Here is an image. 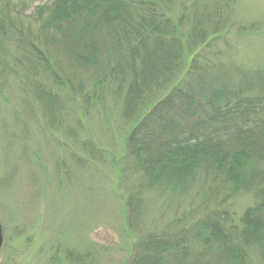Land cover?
<instances>
[{"label":"rangeland","instance_id":"1","mask_svg":"<svg viewBox=\"0 0 264 264\" xmlns=\"http://www.w3.org/2000/svg\"><path fill=\"white\" fill-rule=\"evenodd\" d=\"M52 1L0 0V264H137L140 242L153 235L174 247L157 252L153 264H238L218 243L204 249L199 221L228 212L226 232L240 231L259 203L255 189L234 194L205 171L152 182L128 148L137 120L123 118L122 94L109 83L94 85L98 73L72 61L67 39L32 18ZM170 4V15L183 19L184 42L197 25L211 41L199 59L217 67L208 88L264 77V0ZM24 36L54 67L57 83L38 63L28 72L30 56L19 47ZM109 47L103 63L113 56ZM256 139L264 146L263 137ZM131 197L140 207L133 217ZM238 239L229 244L240 247L241 264H264V243L245 247Z\"/></svg>","mask_w":264,"mask_h":264},{"label":"trees","instance_id":"2","mask_svg":"<svg viewBox=\"0 0 264 264\" xmlns=\"http://www.w3.org/2000/svg\"><path fill=\"white\" fill-rule=\"evenodd\" d=\"M170 1L53 0L37 8L32 18L45 20L43 25L67 39L72 61L98 73L94 85L109 83L122 94L123 118L137 120L128 148L152 182L162 177L185 180L205 171L234 194L255 189L259 203L245 213L240 231L230 226L226 232L228 212L225 217L210 213L209 219L199 221V235H207L204 249L218 243L227 258L241 264L240 247L229 244L233 235L238 234L245 247L264 243V146L256 139L264 138V77L258 76L256 84L243 80L236 86L208 88L207 78L217 67L202 65L199 59L211 41L197 25L184 42L179 35L183 19L170 15ZM27 37L19 47L30 56L28 72L38 63L57 83L56 70ZM105 47L112 50V63L101 59ZM186 56H192L188 65ZM102 65L106 69H100ZM178 115L189 120L187 126ZM128 208L133 217L139 201L131 197ZM155 236L140 242L137 264H153L157 252L174 248Z\"/></svg>","mask_w":264,"mask_h":264},{"label":"water","instance_id":"3","mask_svg":"<svg viewBox=\"0 0 264 264\" xmlns=\"http://www.w3.org/2000/svg\"><path fill=\"white\" fill-rule=\"evenodd\" d=\"M2 245H3V235H2V227L0 225V250L2 248Z\"/></svg>","mask_w":264,"mask_h":264}]
</instances>
